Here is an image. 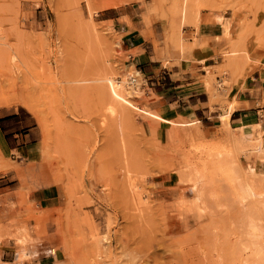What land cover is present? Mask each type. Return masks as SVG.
Masks as SVG:
<instances>
[{"label":"rangeland","instance_id":"obj_1","mask_svg":"<svg viewBox=\"0 0 264 264\" xmlns=\"http://www.w3.org/2000/svg\"><path fill=\"white\" fill-rule=\"evenodd\" d=\"M104 1L0 0V98L7 96L0 113L17 109L25 117L22 129L32 128L35 139L32 151L8 154L0 146V202L12 197L26 206L20 215L53 251L45 264H213L216 255L203 232L208 217L198 218L182 204L192 192L177 173L186 146L176 134L191 126L201 131V122L172 121L152 110L143 75L128 57L134 51L124 46L123 19L105 20L133 4L147 23L148 38L152 25L158 30L160 22L168 23L165 51L184 52L181 26L196 0H131L105 8ZM201 7L230 9L235 17L236 30L223 35L224 61L233 57L235 63L218 67L219 76L236 73L264 52V0H201ZM106 77L134 105L127 115L109 111ZM212 80L217 92L219 83ZM19 97L31 98L40 120ZM217 129L202 135L216 141ZM244 143L238 158L246 168L257 158ZM43 184L58 188L59 207L37 209L28 199ZM5 221L0 218V228ZM25 256L20 250L17 261Z\"/></svg>","mask_w":264,"mask_h":264},{"label":"crops","instance_id":"obj_2","mask_svg":"<svg viewBox=\"0 0 264 264\" xmlns=\"http://www.w3.org/2000/svg\"><path fill=\"white\" fill-rule=\"evenodd\" d=\"M133 7V4H127L121 11H112L113 14L108 11L111 14L105 20L123 19L124 46L127 51H134L128 57L143 75L146 93L151 96L152 110L172 121L195 119L201 122L203 132H214L216 127H219V132L220 116L228 108L225 102L231 103L233 109L229 113V125L233 134L239 135V128H242L246 139H250L248 145L254 150L259 149L255 155L257 163L264 162V151H261L264 150V52L257 53L256 59H249L240 65L236 73L231 74L229 70L223 77L218 75L219 65L225 66L226 63L223 52L228 50L223 37L225 29L227 27L228 34L236 30L231 10L204 8L201 7V0H196L187 14V23L181 26L186 44L184 52H166L162 42L168 23L163 26L160 22L158 30L152 25L150 34L153 39L148 38L149 35L144 32L147 23L142 13L134 12ZM213 77L219 83L217 92L213 91ZM222 79L230 84L224 85ZM223 89L227 92L221 96ZM24 120L25 117L22 118L17 109L0 113V146L8 154L32 151L31 147L35 145V139H31L34 136L32 128L22 129ZM33 174L24 172L29 177L35 176ZM43 185L45 187L29 192L28 199L35 203L37 209L59 207L61 194L58 188ZM25 210L26 206H19L12 197L7 203L0 202V218H6L5 229L0 228L2 264H45L47 258L51 260L54 257L53 251L47 250L50 246L47 240L36 237L33 222L24 214L20 215ZM45 226L49 228L50 224ZM20 229L23 233L19 234ZM24 236L33 239L25 243L17 241V237ZM20 250L26 256L18 262Z\"/></svg>","mask_w":264,"mask_h":264},{"label":"bare ground","instance_id":"obj_3","mask_svg":"<svg viewBox=\"0 0 264 264\" xmlns=\"http://www.w3.org/2000/svg\"><path fill=\"white\" fill-rule=\"evenodd\" d=\"M128 1L131 0H106L102 6L116 7ZM232 58H226L225 68ZM103 80L107 82L106 86L101 85L103 91H106L109 111L113 114L127 115L130 107H134L132 102L124 97L123 90L118 84H113L111 77ZM6 98L7 96L1 97L0 102H4L3 99ZM20 100L32 109L38 120L41 119L31 98L24 97ZM232 109V105L228 106L226 112L220 116L221 137L216 141L206 140L199 126H191L184 132L176 134L186 146L179 156L178 178L192 192V199L183 200L182 204L195 212L198 218L202 215L208 217L209 222L206 226L204 224L207 230L202 228L204 230L202 231L205 232L204 234L208 233L206 238L210 239L209 242L206 239L207 244H212L211 247L216 255L213 264L216 260L219 264H240L236 260L240 256L244 258L245 252L248 253V257L243 260H240V257L241 264H264V226H262L264 223L261 225L258 222L260 219L264 220V162L254 165L252 163L253 166L249 163L246 168L241 166L238 154L244 142L250 139H246L247 135L242 128H239V135L233 134V129L231 130L229 125V113ZM155 116L160 118L158 115ZM183 119L180 121H185ZM258 152L259 149H255L252 153L257 155ZM199 229L201 228L197 229L198 232ZM17 233L23 231L20 229ZM32 239L26 236L17 237V241L22 243Z\"/></svg>","mask_w":264,"mask_h":264},{"label":"built area","instance_id":"obj_4","mask_svg":"<svg viewBox=\"0 0 264 264\" xmlns=\"http://www.w3.org/2000/svg\"><path fill=\"white\" fill-rule=\"evenodd\" d=\"M138 72H140V71H138ZM129 81H130V83H134L136 81V79H135L134 76H132L131 74H129Z\"/></svg>","mask_w":264,"mask_h":264},{"label":"trees","instance_id":"obj_5","mask_svg":"<svg viewBox=\"0 0 264 264\" xmlns=\"http://www.w3.org/2000/svg\"><path fill=\"white\" fill-rule=\"evenodd\" d=\"M19 110L24 111L23 108H21V107L19 108Z\"/></svg>","mask_w":264,"mask_h":264}]
</instances>
